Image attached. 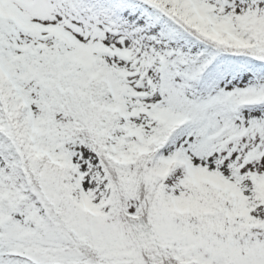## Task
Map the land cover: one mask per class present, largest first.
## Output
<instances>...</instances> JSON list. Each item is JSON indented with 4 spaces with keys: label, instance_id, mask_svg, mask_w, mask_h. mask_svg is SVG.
<instances>
[{
    "label": "snow or ice",
    "instance_id": "snow-or-ice-1",
    "mask_svg": "<svg viewBox=\"0 0 264 264\" xmlns=\"http://www.w3.org/2000/svg\"><path fill=\"white\" fill-rule=\"evenodd\" d=\"M0 264H264V0H0Z\"/></svg>",
    "mask_w": 264,
    "mask_h": 264
}]
</instances>
